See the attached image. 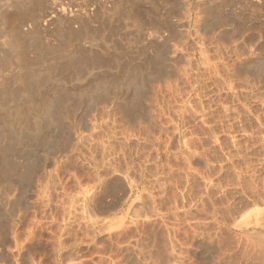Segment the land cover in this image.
I'll use <instances>...</instances> for the list:
<instances>
[{
  "label": "rangeland",
  "instance_id": "374dc122",
  "mask_svg": "<svg viewBox=\"0 0 264 264\" xmlns=\"http://www.w3.org/2000/svg\"><path fill=\"white\" fill-rule=\"evenodd\" d=\"M34 2L15 21L34 45L27 43L26 57L22 51L25 58L14 62L18 69L8 61L0 91L6 81L17 86L20 69L30 73L22 66L28 60L25 66L44 68L38 97H64L65 110L55 107V126L44 128V121L33 143L24 128L16 129L20 140L2 132L0 264H182L188 246L186 263L196 264L192 230L204 234L211 215L206 176L214 178L210 196L226 199L224 205L242 195L264 198V0ZM59 18L69 28L57 27ZM66 30L95 32L99 39L74 48L95 73L78 82L64 70L80 63L48 53L68 50ZM51 62L52 75L46 72ZM127 77L139 87L123 85ZM98 79L108 85L93 93ZM82 87L88 90L81 95ZM25 93H18V103L7 98V105L21 103ZM55 140L67 142L57 156ZM5 160L18 167L7 168ZM185 186L189 205L182 201ZM185 204L189 224L182 218ZM224 234L223 244L234 241Z\"/></svg>",
  "mask_w": 264,
  "mask_h": 264
},
{
  "label": "bare ground",
  "instance_id": "6f19581e",
  "mask_svg": "<svg viewBox=\"0 0 264 264\" xmlns=\"http://www.w3.org/2000/svg\"><path fill=\"white\" fill-rule=\"evenodd\" d=\"M35 1V2H34ZM0 0V74L1 73H3L4 72V70H5V68H6V66L7 65H9V63H8V61H10V60H15V61H13V63L14 62H16V60H22V55H20V54H22V51L24 52L23 53V55L25 54V50H23V49H25L26 47L28 48V44H29V47H31V45L33 46L34 45V41H33V44H30V43H32V42H30V43H28V40H30V39H25L26 38V36H25V34H24V36L22 35V33H20V32H18L16 29H15V21H16V17H17V15L22 11V9H24V11L26 10V7L28 8L29 6H36V5H34L33 4V2L34 3H36V0ZM38 2V1H37ZM42 3V2H41ZM31 4V5H30ZM38 5V4H37ZM41 7V6H40ZM116 7H118L116 4H115V9H113V11L114 10H117L116 9ZM30 8V7H29ZM37 8H38V6H37ZM32 9V8H31ZM41 9H42V7H41ZM12 10V11H11ZM28 10H30V9H28ZM27 10V11H28ZM119 10V9H118ZM117 10V11H118ZM18 11H20L19 13H18ZM144 11V10H143ZM261 11V10H260ZM23 12V11H22ZM26 12V11H25ZM139 13V12H138ZM260 13V12H259ZM21 14V13H20ZM24 14V13H23ZM26 14V13H25ZM111 14V13H110ZM118 17V16H117ZM18 18V17H17ZM127 21V20H126ZM65 21H63V19H58L57 20V23H58V26L57 27H63L64 25L63 24H65L64 23ZM71 23V22H70ZM68 24V23H67ZM47 24H45V26H46ZM126 25V24H125ZM66 26V25H65ZM64 26V28H66V27H68V25L65 27ZM126 27V26H125ZM39 28V27H38ZM69 28V27H68ZM84 28V27H83ZM85 29V28H84ZM56 30H59V31H61V29H56ZM63 30V29H62ZM81 30V29H80ZM59 31H58V33H59ZM95 31V30H94ZM82 32V31H81ZM84 32H86V31H84ZM90 32V31H89ZM57 33V34H58ZM67 33V35L65 36V39L63 38L64 37V35ZM66 33L64 32V33H60L59 34V38L60 39H64V40H66V42L68 43V44H66V42H65V44H66V46H67V48H68V50H65L64 52L62 51H59V49H58V51L57 50H54V47H53V50H50V51H48V53L50 52V54H52L51 53V51H53L54 52V54L55 53H57L58 55L57 56H63V57H67V56H70V57H72L71 59H68V61L70 60L71 62H72V64H74V62L76 61V63H75V65L77 64V63H80V64H78V65H76V67H72L73 69H71V70H73L72 72L71 71H65L64 70V73L66 72L67 74V76L69 77V79H71L72 81H80V80H82V79H86L88 76H90L91 74H93L94 72V68L92 69V66L90 67L89 65L90 64H88L87 63V61H84L82 58H80V52L78 53V52H76L75 50H74V48H76V47H82L81 45H83V44H90V45H96L97 44V42L99 41V39H98V37H97V35H95V32H92V33H88V31L86 32V33H83V34H80V35H77V36H74V32H73V34H72V32L70 33V31H68V30H66ZM80 33V32H79ZM29 35V34H28ZM74 36V37H73ZM28 37V36H27ZM30 37V36H29ZM128 37V36H127ZM31 38V37H30ZM76 39V40H75ZM101 39V38H100ZM73 40H75L74 42H75V44H74V42H73ZM30 41H32V39L30 40ZM73 42V43H72ZM28 43V44H27ZM27 44V45H26ZM61 50V49H60ZM47 53V54H48ZM53 54V55H54ZM85 55H86V53H84ZM83 54V55H84ZM21 56V57H20ZM25 57H26V55H24ZM41 56H46V54L44 53L43 55L41 54ZM87 56V55H86ZM25 57H23V58H25ZM88 57V56H87ZM86 57V58H87ZM44 58V57H43ZM43 58H41V59H43ZM50 58V57H49ZM144 58V57H143ZM45 59V58H44ZM46 59H47V57H46ZM45 59V60H46ZM88 59H89V57H88ZM25 60V59H24ZM32 61H34V60H32ZM42 61V60H41ZM56 61V60H55ZM61 61V60H60ZM77 61H79V62H77ZM89 61H90V59H89ZM22 62V61H21ZM28 62V60L25 62V64ZM43 62H46V61H42V63ZM53 62V61H52ZM51 62V63H52ZM63 62H65L64 60H63ZM67 62V61H66ZM94 62V61H93ZM131 62V61H130ZM205 62V61H204ZM261 62V61H260ZM18 61H17V63H14V64H16V66L18 65ZM41 63V62H40ZM41 63V64H42ZM54 63V62H53ZM53 63L51 64V66L50 67H48V69H46V72L48 73V74H50V75H52V71H53V69L55 70V67H54V65H53ZM67 63H70V62H67ZM90 63H92V61L90 62ZM96 63V62H95ZM129 63V62H128ZM10 64H12L11 63V61H10ZM22 64H24V63H21L20 65H22ZM25 64L24 65H22V66H24V68H25V71L26 70H29L30 71V73H26V72H23L22 71V69H20L21 71H20V74L18 75V77L16 78H14V79H16L15 80V83L14 84H16L17 86H13V83H8L7 81H6V83H7V87H6V89L3 91V93H1V91H0V93H1V95H0V97L1 98H4V99H0V138H1V136L2 135H4V134H2V132H3V130L4 131H6L5 133H7V131H13V133L15 134H19V132H18V130L16 131V129H18V127H20V128H24L29 134H28V137H30V141L32 140H38V139H40V137H38V135H40L39 133L42 131V129L43 128H41L42 127V124H44V121L47 123H49V125H48V123H47V126H44V128H47V127H49V126H51V125H53V126H55L54 125V123H56L57 121H56V117H58V116H55V110H56V112H57V109L58 108H55V107H58V105H59V107H61L62 106V109H64L63 108V105H61L60 106V102L64 99V97H61V95H63V94H61V95H59L61 98H63L61 101H59V99L60 98H56V97H54V98H52L51 96H46L45 97V99H43L42 97L41 98H39L38 96L40 95H38V94H36L37 93V90H36V88L40 85V83L42 82V80H40V77H41V75H44L43 73H42V71H43V67L41 68L40 67V69H38V67L39 66H25ZM35 64H36V62H35ZM38 64V63H37ZM36 64V65H37ZM72 64H70V65H72ZM93 64V63H92ZM91 64V65H92ZM117 64V63H116ZM43 65V64H42ZM42 65H40V66H42ZM53 65V66H52ZM69 65V66H70ZM88 65V66H87ZM141 65V64H140ZM122 66V65H121ZM124 66V65H123ZM127 67H128V65H126ZM14 67V66H13ZM19 67H21V66H19ZM32 67V68H31ZM36 67V68H35ZM142 67H144V66H142ZM8 68V67H7ZM23 68V69H24ZM45 68H47V67H45ZM57 68V67H56ZM63 68V67H62ZM68 68V67H67ZM71 68V67H70ZM145 68V67H144ZM263 68H264V63H263ZM15 69H18V66L15 68ZM91 69V70H90ZM96 69V68H95ZM122 69H123V67H122ZM137 69V68H136ZM153 69V68H152ZM61 70V69H60ZM63 70V69H62ZM128 70V69H127ZM150 70V69H149ZM262 70V69H261ZM17 71V70H16ZM56 71H57V69H56ZM55 71V72H56ZM130 71V70H129ZM60 72H62V71H60ZM126 72V71H125ZM142 72V71H141ZM156 72V71H155ZM258 72V71H257ZM64 73H61V74H64ZM103 73V72H102ZM259 73V72H258ZM17 74V73H16ZM27 74H29V75H31V76H28ZM95 74V73H94ZM113 74V73H112ZM128 74H129V72H128ZM131 74V73H130ZM2 75V74H1ZM0 75V76H1ZM4 75V74H3ZM59 75V77H61L60 76V74H58ZM103 75V74H102ZM114 75V74H113ZM126 75V74H125ZM132 75V74H131ZM13 76H15V75H13ZM95 75H93V77H94ZM120 76V75H119ZM130 76V75H129ZM2 77V76H1ZM47 77V76H46ZM46 77H44V78H46ZM64 77H66V76H64ZM96 78L95 79H97V76H95ZM99 77V76H98ZM121 77H122V75H121ZM126 77V76H125ZM141 77V76H140ZM7 78V77H6ZM8 78H9V76H8ZM29 78V79H28ZM115 78V77H114ZM124 78V77H123ZM131 78V77H130ZM129 77H127L125 80H123L122 81V84L123 85H125V86H135V87H133V88H136V85H138V87H139V84H137L136 82H135V79H130ZM135 78V77H134ZM1 79V78H0ZM14 79H12L13 80V82H14ZM26 79H28V80H26ZM51 79V78H50ZM66 79H68V78H66ZM104 79V78H103ZM117 79H119V78H117ZM7 80V79H6ZM12 80L10 81V82H12ZM100 79H98V81H97V84H95V85H93L94 87V89H92V91H94L93 93H95V91L97 92V91H99L100 89H101V91L103 90V88H104V86H105V84H106V86L108 85L107 84V82H103V81H99ZM114 80V79H113ZM1 81V80H0ZM60 81H61V79H60ZM93 81V80H92ZM19 83V86H18V84L17 83ZM68 82V81H67ZM123 82H125V84L123 83ZM66 83V82H65ZM74 83V82H73ZM90 83H92L91 81H90ZM93 83H95V81L93 82ZM120 83H121V81H120ZM5 84V83H4ZM44 85V84H43ZM57 85V84H56ZM102 87V88H101ZM129 87V88H130ZM41 88H44L43 86L41 87ZM106 89V88H105ZM35 90H36V92H35ZM41 90V89H40ZM83 90H85L84 89V87H82V88H79L78 89V92L81 94V93H85V91L86 90H88V88L85 90V91H83ZM90 90V89H89ZM112 90V89H111ZM135 90V89H134ZM147 90V89H146ZM145 90V91H146ZM156 90V89H155ZM22 91H25L27 94H28V98L26 97L27 96V94H26V99L24 100V101H21V103H20V100H19V104L18 105H16V106H14V107H12L11 106V104L9 105V106H11V107H9L7 104L9 103H7V98H12L13 99V102L14 101H16L15 99H17V97H18V93H22L23 95H24V93L22 92ZM39 91V90H38ZM52 91V90H51ZM113 91V90H112ZM154 91V90H153ZM35 92V97L34 96H32L31 94L32 93H34ZM104 92V91H103ZM40 93H41V91H40ZM63 93V92H62ZM64 93H65V91H64ZM68 93H69V91H68ZM83 93V94H84ZM91 93V92H90ZM89 93V94H90ZM53 94V93H52ZM66 94H67V91H66ZM92 94V93H91ZM135 94V93H134ZM22 95V96H23ZM34 95V94H33ZM37 95V96H36ZM70 95V94H69ZM72 95H74L73 93H72ZM72 95H71V97H72ZM82 95V94H81ZM102 95V94H101ZM106 95V94H105ZM146 95V94H145ZM160 95V94H159ZM20 94H19V97L21 98L22 97ZM41 96V95H40ZM90 96V95H89ZM99 96V95H98ZM103 96V95H102ZM117 96V95H116ZM134 96V95H133ZM137 96V95H136ZM139 96H141V95H139ZM24 97V96H23ZM67 97H69V96H67ZM67 97H66V99L65 100H67ZM77 97V96H76ZM84 97V96H83ZM96 97V96H95ZM99 97H101V96H99ZM104 97V96H103ZM108 97V96H107ZM135 97V96H134ZM80 98V97H79ZM82 98V97H81ZM24 99V98H23ZM69 99H70V97L68 98V101H69ZM101 99H102V97H101ZM104 99V98H103ZM158 99V98H157ZM10 100V99H9ZM75 100V99H74ZM79 100V99H78ZM100 100V99H99ZM117 100V99H116ZM123 100V99H122ZM67 101V102H68ZM13 102H10V103H13ZM17 102V101H16ZM16 102H14V103H16ZM119 102V101H118ZM18 103V102H17ZM77 103V102H76ZM132 103V102H131ZM62 104H63V102H62ZM68 104V103H67ZM67 104H66V106H67ZM98 104V103H97ZM126 104V103H125ZM57 105V106H56ZM131 105H134V104H131ZM146 105H147V103H146ZM74 106V105H73ZM142 106V105H141ZM69 107V106H68ZM126 107H127V105H126ZM125 107V108H126ZM130 107V106H129ZM133 108V107H132ZM61 109V108H60ZM128 110L130 109L131 110V108H127ZM65 110V109H64ZM63 110V111H64ZM126 110V109H125ZM127 110V111H128ZM135 110V109H134ZM58 112H60V110L58 111ZM62 112V111H61ZM61 112L59 113V114H61ZM69 112V111H68ZM58 113L56 114V115H59ZM64 114V113H63ZM65 114H67V110H66V113ZM130 114V113H129ZM40 116H42V117H44L43 118V120H41L40 118V120L41 121H39V119H38V117H40ZM60 116V115H59ZM60 120V119H59ZM131 121V120H130ZM59 124V123H58ZM45 125V124H44ZM52 126V127H53ZM58 127V126H57ZM87 127V129H89V127L88 126H86ZM86 127H85V129H86ZM23 129V130H24ZM49 129V128H48ZM51 129V128H50ZM59 129H60V127H59ZM24 130V131H25ZM25 131V132H26ZM27 132H26V134L24 135V136H26V139H28L27 138ZM74 132V131H73ZM16 134H15V136H16ZM8 136V135H7ZM20 136L22 137V134H21V132H20V134L19 135H17L16 136V138L17 139H22V138H20ZM44 136V135H43ZM4 137V136H3ZM2 137V138H3ZM52 137V136H51ZM58 137V136H57ZM54 138V137H53ZM59 138V137H58ZM55 139V138H54ZM110 139V138H109ZM8 140V139H7ZM51 140H52V138H51ZM60 140V139H59ZM1 141V140H0ZM17 141V140H16ZM31 141V142H32ZM46 141V140H45ZM47 141H48V139H47ZM49 141H50V139H49ZM48 141V142H49ZM8 142V141H7ZM34 142V141H33ZM32 142V143H33ZM51 142V141H50ZM53 142V141H52ZM51 142V143H52ZM111 142V141H110ZM28 143H30V142H28ZM32 143H30V144H28L29 146L32 144ZM51 143H50V145L49 146H51ZM55 143L56 144H54L53 143V146H51V149H52V151H54V152H52V154L53 155H56L57 156V154L58 153H62L63 152V149H65L64 147H65V145L67 144V142L66 141H59L58 142V140H55ZM109 143V142H108ZM7 144V143H6ZM8 145V144H7ZM6 145V146H7ZM33 145V144H32ZM235 147V146H234ZM3 148V147H2ZM29 148H31V147H29ZM228 148V147H227ZM246 148V147H245ZM245 148H244V150H245ZM51 149H49L48 151H50ZM250 149V148H249ZM5 151H8V150H6V149H4ZM4 153V152H3ZM49 153V152H48ZM46 154L47 156H49V154H51V153H49V154ZM64 153V152H63ZM21 154V153H20ZM51 154V155H52ZM232 156V155H231ZM4 158V157H3ZM4 160V159H3ZM6 161V160H5ZM11 161V160H10ZM23 161V160H22ZM4 162V161H3ZM40 162V161H39ZM48 162V161H47ZM56 162V161H55ZM11 162H9L8 160L6 161V164H5V166H7V168L8 167H12V168H15V167H18V166H16V165H13V161H12V163L10 164ZM42 163V162H41ZM234 163V162H233ZM25 164V163H24ZM38 164V163H37ZM45 164V163H44ZM47 164V163H46ZM45 164V165H46ZM50 164V163H49ZM4 166V165H3ZM2 166V167H3ZM49 166V165H48ZM57 166V165H56ZM44 167V166H43ZM42 167V168H43ZM4 168V167H3ZM7 168L5 167L4 168V170L6 169L7 170ZM9 168V169H10ZM99 168V167H98ZM16 169V168H15ZM48 169V168H47ZM3 170V169H2ZM1 170V171H2ZM3 170V171H4ZM6 170H5V172H6ZM11 170V169H10ZM9 170V171H10ZM11 171H14V170H11ZM7 172H8V170H7ZM17 172V171H16ZM22 172V171H21ZM1 173V172H0ZM18 173V172H17ZM34 173V172H33ZM33 173H30V174H33ZM36 174H34V175H37V173H38V169H36V172H35ZM30 174H29V176H30ZM9 175V174H8ZM5 176H7V175H5ZM200 176V175H199ZM204 176V175H203ZM206 176V175H205ZM3 177H4V175H3ZM31 177V176H30ZM32 177H34L33 175H32ZM247 177V176H246ZM218 178V177H217ZM3 179V178H2ZM28 179V178H27ZM38 179V178H37ZM21 180V179H20ZM202 180H203V178H202ZM213 180H214V178L213 177H211V176H209V177H205V182H206V188H205V193H207L208 195H209V199L208 200H210V206H211V215H210V222H209V220H208V223H205V224H207L206 226H205V228H206V232L204 233V234H202L201 233V236L197 233V228H196V226H197V224H198V226H199V223H196V226L195 227H193V228H195V229H197V230H192L193 232H195L193 235H194V237H193V242H192V245H193V247L192 248H194V253H195V255H196V257H197V263L196 264H264V198H260L259 196H257V195H251V196H249V197H246V196H244V195H242V196H240L239 198L238 197H236V199L234 198L235 197V195L233 196V198H234V200H233V202H230V201H228V202H230V204H228V202H226L228 205H224V204H222V202H224L226 199H218V201L216 200L217 199V197H216V199L215 198H212L213 196H210V188L211 187H213V186H210V185H212V183H213ZM221 180H222V177H221ZM117 181V180H116ZM223 181H224V179H223ZM231 181V180H230ZM244 181V180H243ZM23 182V181H22ZM112 182L111 181H107V183L105 184V186H103V188L105 187L106 188V190H108V188H110L109 186H110V184H111ZM115 183V182H114ZM117 183V182H116ZM58 184H59V182H58ZM61 184V183H60ZM116 185V184H115ZM121 185V184H120ZM3 186V185H2ZM7 186V185H6ZM33 186V185H32ZM60 186V185H59ZM204 186V185H203ZM258 186V185H257ZM264 186V185H263ZM62 187V186H61ZM121 187V186H120ZM255 187V186H254ZM98 188V187H97ZM100 188V187H99ZM242 188V187H241ZM247 188V187H246ZM261 188H263V187H261ZM26 189V188H25ZM65 189V188H64ZM186 186H185V188H184V190H185V192H184V200H182V201H184L185 203H187L186 202V200H187V196H186ZM11 190V189H10ZM28 190V189H27ZM32 190V189H31ZM63 190V189H62ZM98 190V189H97ZM105 190V189H104ZM183 190V191H184ZM234 190V189H233ZM243 190V189H242ZM257 190V189H256ZM255 190V191H256ZM24 191V190H23ZM64 191V190H63ZM201 191V190H200ZM203 191V190H202ZM65 192V191H64ZM94 192V191H93ZM236 192V191H235ZM238 192V191H237ZM244 192H245V190H244ZM243 192V193H244ZM27 193V192H26ZM95 193V192H94ZM259 193V192H258ZM23 194V193H22ZM28 194V193H27ZM26 194V195H27ZM62 194V193H61ZM67 194V193H66ZM233 194H235V193H233ZM251 194V193H250ZM261 194V193H260ZM259 194V195H260ZM206 195V194H205ZM66 196V195H65ZM239 196V195H238ZM35 197V196H34ZM227 197V196H226ZM230 197V196H229ZM228 197V198H229ZM203 198V197H202ZM224 198V197H223ZM62 199V198H61ZM197 199V198H196ZM199 199V198H198ZM205 199V198H204ZM237 199H238V201H237ZM21 200V199H20ZM195 201V200H194ZM193 201V203H195ZM201 201V200H200ZM204 201H206V200H204ZM227 201V200H226ZM189 202H191V201H189ZM87 203V202H86ZM193 203H192V205H193ZM202 204H203V201L201 202ZM206 202H204V204H205ZM183 204V203H182ZM188 204V203H187ZM202 204H200V206L202 205ZM104 205V204H103ZM189 205V204H188ZM188 205H184V208H185V210H184V216L182 217L184 220H185V222L184 223H188V215L189 214H191V213H189L188 214V210H187V207H188ZM206 205H208V204H206ZM224 205V206H223ZM84 206V205H83ZM107 206V205H106ZM197 206H199V205H197ZM209 206V205H208ZM74 207V206H73ZM105 207V206H104ZM189 207H191V205L189 206ZM203 207V206H202ZM256 208V209H252L251 211H249V209H251V208ZM4 208V207H3ZM92 208V207H91ZM183 208V207H182ZM201 208V207H200ZM206 207H204V209H205ZM1 209V208H0ZM197 209V208H196ZM195 209V210H196ZM10 210V209H9ZM8 210V211H9ZM194 211V210H193ZM205 211V210H204ZM249 211V212H248ZM0 212H2V210L0 211ZM191 212V211H190ZM247 212V213H246ZM12 213V212H11ZM195 213V212H194ZM1 214V213H0ZM4 214H5V211H4ZM95 214V213H94ZM94 216V215H93ZM193 216V215H192ZM4 217V216H3ZM12 218V217H11ZM98 218V217H97ZM193 218V217H192ZM3 219V218H2ZM96 219V218H95ZM187 219V220H186ZM189 219H190V217H189ZM16 220H18V219H16ZM183 220V221H184ZM206 220V219H205ZM2 221V220H1ZM10 221V220H9ZM195 221V220H194ZM20 222V221H19ZM193 222V221H192ZM205 222V221H204ZM203 222V223H204ZM181 224V223H180ZM189 224V223H188ZM192 224V223H191ZM204 224V225H205ZM4 225H6V224H4ZM183 226L185 225V224H182ZM193 225H195V223L193 224ZM203 225V224H202ZM186 226V225H185ZM185 226H184V228H185ZM188 226V225H187ZM191 226V225H190ZM197 226V227H198ZM189 227V226H188ZM188 227H187V229H188ZM203 227V226H202ZM183 228V229H184ZM192 228V229H193ZM204 228V227H203ZM187 229H185L184 231L186 232V233H188L187 231L189 230H187ZM187 230V231H186ZM202 230V229H201ZM190 231V230H189ZM191 231V232H192ZM185 232H183L184 234H185ZM224 232H227L229 235H234V236H232V237H234V241H231L230 239H228L227 237V241H228V243H226L225 242V244H223L224 243V241L222 240L223 238H221L222 237V235L224 234ZM183 234V235H184ZM191 234V233H190ZM226 234V233H225ZM224 234V235H225ZM186 235V234H185ZM227 235V234H226ZM229 235H227L228 237H230ZM186 236H189V235H186ZM186 236H184V237H186ZM183 237V238H184ZM192 237V236H191ZM187 238H189V237H187ZM187 238H185V239H187ZM185 241V240H184ZM190 241V239L188 240V242ZM223 241V242H222ZM186 242H187V240H186ZM187 242V243H188ZM191 242V241H190ZM185 243V242H184ZM186 243V244H187ZM186 244L184 245V246H186ZM189 245V244H188ZM187 245V246H188ZM190 246H191V244H190ZM201 249V251H200V249ZM198 249H199V251H198ZM184 252H185V258H184V260L182 261L183 263L182 264H187L186 263V256H188L187 254H189V252H191V249L189 248V246L188 247H186V250H184ZM205 254V255H204Z\"/></svg>",
  "mask_w": 264,
  "mask_h": 264
}]
</instances>
